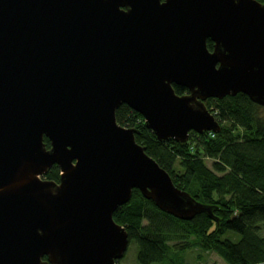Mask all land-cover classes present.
<instances>
[{"label":"water","instance_id":"1","mask_svg":"<svg viewBox=\"0 0 264 264\" xmlns=\"http://www.w3.org/2000/svg\"><path fill=\"white\" fill-rule=\"evenodd\" d=\"M239 93L264 107L255 0H0V264H118L133 190L178 220L206 212L115 112L184 144L220 132L207 99Z\"/></svg>","mask_w":264,"mask_h":264},{"label":"trees","instance_id":"2","mask_svg":"<svg viewBox=\"0 0 264 264\" xmlns=\"http://www.w3.org/2000/svg\"><path fill=\"white\" fill-rule=\"evenodd\" d=\"M206 47L212 51L213 44L208 40ZM173 90L178 96L188 93L175 85ZM204 105L220 132H190L184 144L158 141L126 105L115 112L116 123L136 131V143L174 186L207 210L178 220L133 190L113 221L125 228L129 243L135 241L138 264H186L181 257L193 248L215 253L225 264H264V107L240 93ZM43 142L48 149L49 141ZM59 175L53 166L44 179L57 183Z\"/></svg>","mask_w":264,"mask_h":264},{"label":"rangeland","instance_id":"3","mask_svg":"<svg viewBox=\"0 0 264 264\" xmlns=\"http://www.w3.org/2000/svg\"><path fill=\"white\" fill-rule=\"evenodd\" d=\"M45 180L44 177L41 178ZM137 245L135 241L129 243L124 257L118 264H138L137 263ZM186 264H225L215 253H205L199 249H190L181 257Z\"/></svg>","mask_w":264,"mask_h":264}]
</instances>
